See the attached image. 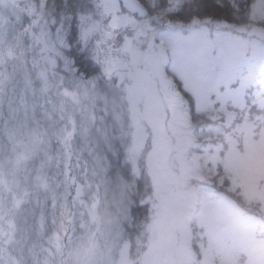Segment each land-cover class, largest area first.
Here are the masks:
<instances>
[{"label":"snow or ice","instance_id":"1","mask_svg":"<svg viewBox=\"0 0 264 264\" xmlns=\"http://www.w3.org/2000/svg\"><path fill=\"white\" fill-rule=\"evenodd\" d=\"M0 0V264H264V0Z\"/></svg>","mask_w":264,"mask_h":264},{"label":"trees","instance_id":"2","mask_svg":"<svg viewBox=\"0 0 264 264\" xmlns=\"http://www.w3.org/2000/svg\"><path fill=\"white\" fill-rule=\"evenodd\" d=\"M204 2L208 5L207 11L211 14L215 11L214 5L216 0H204Z\"/></svg>","mask_w":264,"mask_h":264}]
</instances>
